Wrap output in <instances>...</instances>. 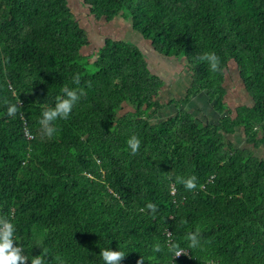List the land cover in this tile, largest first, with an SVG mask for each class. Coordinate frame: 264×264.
<instances>
[{"label": "trees", "instance_id": "1", "mask_svg": "<svg viewBox=\"0 0 264 264\" xmlns=\"http://www.w3.org/2000/svg\"><path fill=\"white\" fill-rule=\"evenodd\" d=\"M81 1L97 20L120 16L160 54L183 59L191 83L171 101L176 112L154 123L164 81L141 46L108 37L84 55L90 37L68 0H0V217L14 224L16 246L29 264L42 251L47 264L58 255L104 264L106 248L125 252L120 264H264V159L226 139L241 128L248 144L264 145V0ZM206 52L219 71L199 59ZM231 61L253 106L224 101ZM63 86L86 95L49 139L38 121ZM200 93L214 124L179 105ZM12 104L19 111L8 116ZM193 175L194 191L177 182ZM196 228L202 248L190 249L184 236ZM169 239L186 255L169 253Z\"/></svg>", "mask_w": 264, "mask_h": 264}, {"label": "clouds", "instance_id": "2", "mask_svg": "<svg viewBox=\"0 0 264 264\" xmlns=\"http://www.w3.org/2000/svg\"><path fill=\"white\" fill-rule=\"evenodd\" d=\"M202 62H205L210 71L215 73L220 70V58L214 52H206L199 57ZM73 83L80 84V76L77 74L73 77ZM90 86V85H89ZM61 95H57L55 103L52 106H42L39 125L43 135L47 138L54 137L59 129L56 126L58 120H67L74 108L79 102L82 96L86 95L83 88H70L63 86L61 88ZM19 108L17 105L12 104L8 106V116H14L18 113ZM128 148L133 154H135L140 148V140L135 136H131L126 141ZM177 182L184 185L188 191H194L197 189V177L195 175L188 178L177 177ZM202 188V186H201ZM147 209L151 210L153 214L157 212V206L153 203L146 205ZM145 209H140L144 211ZM181 223H186L181 221ZM15 226L8 218L0 217V264H29L28 258L23 254V248L16 246L15 244ZM201 230L196 228L195 230H189L184 236V240L187 242V246L190 249L202 248L200 239ZM167 251L171 253L175 258H178L185 254V249L181 247L180 243L169 239L166 242ZM154 252L162 251L159 244H156L153 248ZM47 252L42 251L40 255L32 257L30 264H47L46 260ZM100 256L104 261V264H120L125 258L126 254L122 250H111L110 248L100 251ZM55 264H66L65 259L62 256L55 257ZM137 264H144L143 257L137 261ZM207 264H213L211 260L207 261Z\"/></svg>", "mask_w": 264, "mask_h": 264}, {"label": "crops", "instance_id": "3", "mask_svg": "<svg viewBox=\"0 0 264 264\" xmlns=\"http://www.w3.org/2000/svg\"><path fill=\"white\" fill-rule=\"evenodd\" d=\"M139 37L138 40H133V42L137 43L139 46L145 45L147 50L145 53L147 54V59L149 62V67L152 71V69L155 71L153 74H157L164 82L162 90L160 92V96L163 98V101L166 102V104L171 103L176 95L173 93L172 88H175L176 90L180 89L181 91L186 92L189 88L190 84L189 82L179 83L178 85H172L171 87V80L165 81V79L162 77L163 75V66L165 64H178V62H181L182 67H185V64L183 62V59H177L176 57H168L164 54H160L158 51H156L151 43L147 41L143 36L141 35H135ZM141 48H143L141 46ZM144 49V48H143ZM182 67L174 69L176 71V77H180L183 69ZM186 68V67H185ZM188 71V69L186 68ZM189 72V71H188ZM190 77V83H191V76ZM223 86L226 89L225 94V103L229 105L230 108L235 109L241 106H253L254 100L248 93L247 89L245 88V85L243 83V79L241 77V74L239 72L238 64L236 61H231L229 63V67H227L225 72V78L223 82ZM168 94V97L165 95ZM189 105H199L195 111V117L196 119L202 123H216L217 118L219 115L214 111L212 104L208 102V99L204 93H200L198 95H195L191 98ZM211 119L206 120L205 116H209ZM226 139L231 140V142L238 148H244L248 147L249 149H252L255 152V155L259 157L260 159H264V145L254 148L253 145L248 144L246 142V136H245V130L244 129H236L235 133L231 135H227Z\"/></svg>", "mask_w": 264, "mask_h": 264}, {"label": "rangeland", "instance_id": "4", "mask_svg": "<svg viewBox=\"0 0 264 264\" xmlns=\"http://www.w3.org/2000/svg\"><path fill=\"white\" fill-rule=\"evenodd\" d=\"M70 7L75 14L76 18L80 21L82 26L88 31V35L90 37V43L86 46H84L81 51L84 55H91V53L98 49L104 42V39L106 38H113V39H124V40H138L139 37L135 36L138 35L137 33H134L132 30L131 24L129 21L122 19L120 16L115 17L111 22H106L104 19L97 20L94 15L89 13L88 7L82 3L81 0H68ZM143 48L142 50L145 52L147 50L145 45H141ZM181 62H178V64H165L163 66V75L162 77L165 79V81L171 80V87L172 85H178L179 83L189 82L190 84V77L185 67H182ZM183 69V72L181 76L178 78L176 77V71L174 69L181 68ZM152 72L155 73V71L152 69ZM164 84V83H163ZM173 93L176 95L174 98H172L175 101H181L186 96V92L181 91L180 89L176 90L175 88H172ZM168 97V94L165 95ZM192 98V97H191ZM189 99L187 104H179L180 107L182 106L185 110H187L193 117H195V111L199 105H189L190 100ZM158 100L162 105H164L163 108L158 110V112L155 114V117L152 119L154 123L159 121V117L167 118L170 115H173L176 112V109L174 105H171V103L166 104V102L163 101V98L159 95ZM172 100V101H173ZM131 108L129 106H126V108L118 113V116L122 115L126 111L130 110ZM159 118V119H158ZM206 120L211 119L210 115L205 116ZM197 120V119H196ZM198 121V120H197Z\"/></svg>", "mask_w": 264, "mask_h": 264}, {"label": "built area", "instance_id": "5", "mask_svg": "<svg viewBox=\"0 0 264 264\" xmlns=\"http://www.w3.org/2000/svg\"><path fill=\"white\" fill-rule=\"evenodd\" d=\"M25 135H26L27 139H32L33 138V136L28 134V133H25ZM173 194H174V192H173ZM185 253H186V251H185Z\"/></svg>", "mask_w": 264, "mask_h": 264}]
</instances>
